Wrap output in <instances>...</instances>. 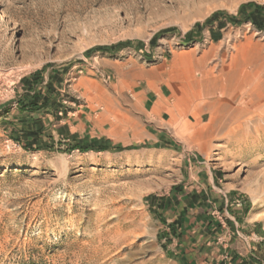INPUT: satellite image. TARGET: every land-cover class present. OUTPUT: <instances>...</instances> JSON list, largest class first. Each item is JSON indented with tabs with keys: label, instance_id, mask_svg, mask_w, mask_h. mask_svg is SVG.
Masks as SVG:
<instances>
[{
	"label": "rangeland",
	"instance_id": "374dc122",
	"mask_svg": "<svg viewBox=\"0 0 264 264\" xmlns=\"http://www.w3.org/2000/svg\"><path fill=\"white\" fill-rule=\"evenodd\" d=\"M263 18L264 0H0V264H179L166 246L183 223L149 200L188 162L237 194L213 196L227 208L212 206L196 236L218 232L239 264H264V104L259 130L234 138L210 133L209 113L196 120L210 98H177L204 73L264 85ZM159 89L184 112L175 125L145 120L142 98ZM146 124L165 137L147 139Z\"/></svg>",
	"mask_w": 264,
	"mask_h": 264
},
{
	"label": "crops",
	"instance_id": "0c3cea01",
	"mask_svg": "<svg viewBox=\"0 0 264 264\" xmlns=\"http://www.w3.org/2000/svg\"><path fill=\"white\" fill-rule=\"evenodd\" d=\"M185 100L186 98L183 97ZM181 101V100H180ZM178 102L187 107L185 101ZM142 111L147 123L155 122L159 123L163 121V113H168L169 126L175 125L179 116H183L184 113L177 110L174 107H169L166 102V96L162 89L155 92L150 97L142 98ZM186 111V110H185ZM175 117V121L171 124V120ZM133 118H131L132 120ZM132 120L133 125L136 123ZM113 124V125H112ZM112 129L119 128L117 122L111 123ZM150 124L144 125V136L153 141H161L164 138L161 127L157 126L155 132L148 130ZM70 133H73V126L69 125ZM134 128H139L138 124L134 125ZM86 127L81 130L84 132ZM76 131V130H74ZM201 162L187 163V174L183 177V182L178 187H175L172 191L165 195H154L149 200V207L158 212H163L162 215L167 217V222L180 218L183 223L180 226L179 233L176 238H172V248L166 246V251L171 258L178 261L179 264H221L223 258L231 260L229 264H239L242 262V254L240 252H234L229 248L228 244L217 246L215 236L218 232H202L199 236H196L195 225L203 231L206 227V223L211 222V219L207 218L208 210L215 207V204L223 205L222 209L227 208V198L223 199L213 198V196H237V194L229 193L225 194L217 188L219 179L216 173L212 172L207 166L201 165ZM153 196V195H152ZM157 196H164L163 198ZM221 201V202H220ZM234 231L238 230L240 225L237 222H233ZM224 253L225 256H222ZM237 253V254H236ZM248 264V262H247Z\"/></svg>",
	"mask_w": 264,
	"mask_h": 264
},
{
	"label": "bare ground",
	"instance_id": "6f19581e",
	"mask_svg": "<svg viewBox=\"0 0 264 264\" xmlns=\"http://www.w3.org/2000/svg\"><path fill=\"white\" fill-rule=\"evenodd\" d=\"M239 73L240 71L238 69L236 73L231 75L226 74V71H224L225 76L222 74L219 78H215L212 75L209 76L205 73L203 75L199 74L198 77L193 76L189 80L192 90L187 91L185 88L184 91L186 100L184 98L180 99L178 97L179 95L177 98L179 101H185L188 105L197 99L199 101L203 98H210L200 108V115H196V120L198 121L203 113L210 114L207 123L210 133L218 130H226L234 138H240L250 126H252L253 130L258 131L259 125L254 123L256 119L253 118V115L264 104V85L250 84L253 81L252 76L248 77V79L247 77L240 76ZM247 85L249 86L248 88H246ZM245 90L248 93L246 92V97H243L241 94ZM223 94L227 95L226 99L221 98ZM174 118L171 120V124L175 121ZM134 122L138 124L137 121Z\"/></svg>",
	"mask_w": 264,
	"mask_h": 264
},
{
	"label": "trees",
	"instance_id": "16d2710c",
	"mask_svg": "<svg viewBox=\"0 0 264 264\" xmlns=\"http://www.w3.org/2000/svg\"><path fill=\"white\" fill-rule=\"evenodd\" d=\"M246 6L251 7L252 4H247ZM242 7H244V6H241V8H242ZM253 9H259V8H258V6H253ZM249 19H252V18H249ZM207 21H208V20H207ZM253 21H254L255 25H256L259 29H264V18H263L260 22H257V21H255V20H253ZM121 45L123 46V45H125V44H121ZM99 49L107 50L108 48H106V47H100ZM30 103H31V105H35L36 107L40 105V104L38 103V101H37V102L35 101V99H32V100L30 101ZM32 134L34 135L35 133H33V132H30V133H29V135H32ZM29 135H28V136H29ZM88 148L92 149L91 147H88V146H81V145H75V146H73L72 149L86 150V149H88ZM96 148H97L98 150H105V149H108L109 147H108V145L104 144V145L99 146V147H96Z\"/></svg>",
	"mask_w": 264,
	"mask_h": 264
}]
</instances>
